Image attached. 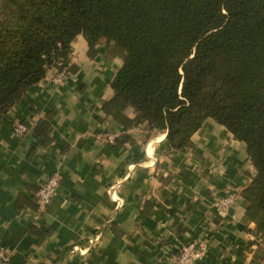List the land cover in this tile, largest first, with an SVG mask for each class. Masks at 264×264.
I'll list each match as a JSON object with an SVG mask.
<instances>
[{"label":"crops","instance_id":"crops-1","mask_svg":"<svg viewBox=\"0 0 264 264\" xmlns=\"http://www.w3.org/2000/svg\"><path fill=\"white\" fill-rule=\"evenodd\" d=\"M71 46L76 70L59 85L50 70L0 120V247L9 264H177L198 241L209 252L197 264H264L242 195L255 174L245 143L210 118L179 150L142 127L109 143L101 136L121 128L101 105L122 61L103 46L90 58L82 36ZM49 113L45 140L36 128ZM55 171L58 192L41 209L38 190ZM233 194L230 211L219 210L217 200Z\"/></svg>","mask_w":264,"mask_h":264},{"label":"trees","instance_id":"trees-1","mask_svg":"<svg viewBox=\"0 0 264 264\" xmlns=\"http://www.w3.org/2000/svg\"><path fill=\"white\" fill-rule=\"evenodd\" d=\"M77 36L90 58L103 46L122 61L101 105L115 144L142 127L191 147L208 118L245 143L255 174L242 195L264 256V0H0V120L50 70H76ZM51 118L36 128L45 140Z\"/></svg>","mask_w":264,"mask_h":264},{"label":"built area","instance_id":"built-area-1","mask_svg":"<svg viewBox=\"0 0 264 264\" xmlns=\"http://www.w3.org/2000/svg\"><path fill=\"white\" fill-rule=\"evenodd\" d=\"M67 74L64 71H57L56 75L52 78V82L55 85H59ZM15 133L24 135L28 129L25 125L15 123L13 126ZM121 134L120 131L105 132L101 137L111 144H115V140ZM61 181V175L58 171L51 173L44 184L40 187L37 193L38 204L41 209H45L51 203L52 199L58 192ZM237 195H229L217 200L216 206L219 210L228 212L232 205L235 203ZM98 239V235H95L94 241ZM209 252V245L207 241H198L185 245L181 251L175 255V262L177 264H197L205 259ZM11 259V253L8 248L0 247V264H9Z\"/></svg>","mask_w":264,"mask_h":264}]
</instances>
